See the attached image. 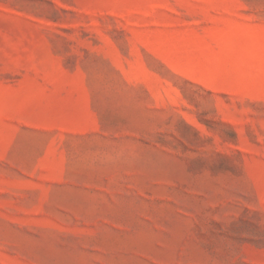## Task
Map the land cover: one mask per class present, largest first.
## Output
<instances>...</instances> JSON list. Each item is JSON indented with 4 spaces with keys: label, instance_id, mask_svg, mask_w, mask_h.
Returning a JSON list of instances; mask_svg holds the SVG:
<instances>
[{
    "label": "rangeland",
    "instance_id": "obj_1",
    "mask_svg": "<svg viewBox=\"0 0 264 264\" xmlns=\"http://www.w3.org/2000/svg\"><path fill=\"white\" fill-rule=\"evenodd\" d=\"M0 264H264V0H0Z\"/></svg>",
    "mask_w": 264,
    "mask_h": 264
}]
</instances>
